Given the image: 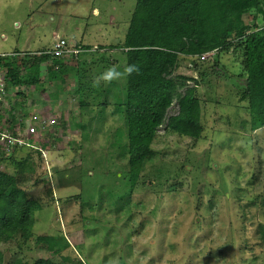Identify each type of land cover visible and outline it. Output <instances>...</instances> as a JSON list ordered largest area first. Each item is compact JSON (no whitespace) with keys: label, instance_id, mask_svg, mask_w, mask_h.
Masks as SVG:
<instances>
[{"label":"rangeland","instance_id":"374dc122","mask_svg":"<svg viewBox=\"0 0 264 264\" xmlns=\"http://www.w3.org/2000/svg\"><path fill=\"white\" fill-rule=\"evenodd\" d=\"M136 3L0 0V54L17 52L20 60L59 39L91 50L65 74L43 66V79L37 75L33 84L28 72L27 83L9 89L13 100L26 94L29 113L60 128L46 134L58 142L43 158L40 182L26 188L37 201L33 236H48L59 250L56 264H264V128L250 126L248 103L237 94L246 74L233 53L180 62L176 74L195 78L187 87L197 86L202 138L193 144L168 133L165 121L151 146L155 159L139 175L159 163L172 170L186 163V172L167 187L153 180L133 188L129 181V80L98 87L93 81L127 64L126 51L117 48ZM254 21L244 17L243 25ZM178 112L174 102L166 120Z\"/></svg>","mask_w":264,"mask_h":264},{"label":"trees","instance_id":"16d2710c","mask_svg":"<svg viewBox=\"0 0 264 264\" xmlns=\"http://www.w3.org/2000/svg\"><path fill=\"white\" fill-rule=\"evenodd\" d=\"M244 17L255 20L251 27L245 28ZM125 37L117 49L126 51L127 64L140 68L138 75L128 78L127 122L132 167L129 181L133 188L146 187L145 182L153 180L167 187L171 177L177 180L186 172V163L174 165V170L171 165L159 163L152 166L146 177V173L139 175L141 167L155 159L151 146L165 121L168 133L188 137L193 144L202 138L197 86L187 87L195 78L176 74L183 59L201 60L211 53H233L237 61L241 58L239 64L246 82L244 88L237 89V94L241 102L248 103L252 130L264 128V0H137ZM73 46L76 50H90L82 43ZM13 54L0 61L7 92L23 85L21 76L28 65L39 72V81L44 78L40 74L42 65L54 66L65 74L69 67L80 62L77 54L69 60L41 53L19 60L21 54ZM213 69L214 66L210 67ZM17 96L9 118L12 121H20L29 113L24 103L26 94L17 92ZM174 102L179 112L166 120ZM55 142L57 137L50 142L44 139L40 147L48 151L55 148ZM22 157L0 154V264H56L54 254L59 250L49 246L48 236H33L37 201L26 193L29 184L40 182L43 158L38 150ZM12 161L20 163L10 173L5 165ZM148 174L152 180H148ZM162 177L166 178L161 181ZM152 186L155 188L156 184L153 182Z\"/></svg>","mask_w":264,"mask_h":264},{"label":"built area","instance_id":"2783aa9c","mask_svg":"<svg viewBox=\"0 0 264 264\" xmlns=\"http://www.w3.org/2000/svg\"><path fill=\"white\" fill-rule=\"evenodd\" d=\"M80 51L74 49L72 43L59 39L56 43L44 52L43 55H50L53 58H72ZM15 54H0V61ZM11 92L6 91V82L2 69L0 68V154L10 157L22 149L26 151L38 150L42 158L47 154L46 150L40 147L46 134L52 130L60 131L57 122L46 116H38L28 113L29 116L20 121H12L9 118L14 100ZM11 113L8 117L7 114Z\"/></svg>","mask_w":264,"mask_h":264},{"label":"clouds","instance_id":"9594fccd","mask_svg":"<svg viewBox=\"0 0 264 264\" xmlns=\"http://www.w3.org/2000/svg\"><path fill=\"white\" fill-rule=\"evenodd\" d=\"M140 68L136 64H126L123 67L122 71L117 70L116 68H109L105 72H103L99 77L94 79L93 86H100L101 82H103L104 85L111 84L113 81H120V80H126L133 74H139Z\"/></svg>","mask_w":264,"mask_h":264},{"label":"flooded vegetation","instance_id":"af4514ba","mask_svg":"<svg viewBox=\"0 0 264 264\" xmlns=\"http://www.w3.org/2000/svg\"><path fill=\"white\" fill-rule=\"evenodd\" d=\"M37 54H39V53H36L35 55H37ZM32 66V65H31ZM28 72H33V79H31V83L33 82V84H34V81L37 79L36 78V76L39 74V72L36 74V68H33V67H31L30 68V70L29 71H24L23 73H22V76H21V80L23 81V82H28L29 80H30V78H26V75L28 74ZM41 72H42V70H41ZM41 72H40V74H41ZM32 84V85H33Z\"/></svg>","mask_w":264,"mask_h":264},{"label":"crops","instance_id":"0c3cea01","mask_svg":"<svg viewBox=\"0 0 264 264\" xmlns=\"http://www.w3.org/2000/svg\"><path fill=\"white\" fill-rule=\"evenodd\" d=\"M83 45V44H82ZM86 46V45H83V47ZM80 52L77 54L78 55V59H80L82 57L83 54H86L87 52L86 51H82V50H79ZM91 52V50H89ZM88 51V52H89ZM76 56V55H75ZM43 66V65H42Z\"/></svg>","mask_w":264,"mask_h":264},{"label":"water","instance_id":"95a60500","mask_svg":"<svg viewBox=\"0 0 264 264\" xmlns=\"http://www.w3.org/2000/svg\"><path fill=\"white\" fill-rule=\"evenodd\" d=\"M41 67H43V66H41ZM246 82V81H245Z\"/></svg>","mask_w":264,"mask_h":264}]
</instances>
